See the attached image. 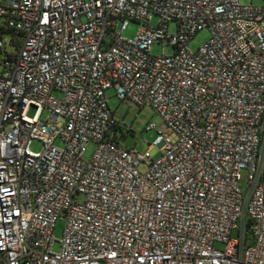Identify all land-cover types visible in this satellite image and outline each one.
Returning <instances> with one entry per match:
<instances>
[{"label":"built area","instance_id":"obj_1","mask_svg":"<svg viewBox=\"0 0 264 264\" xmlns=\"http://www.w3.org/2000/svg\"><path fill=\"white\" fill-rule=\"evenodd\" d=\"M0 69V264H264V7L0 0ZM111 90L161 117L145 153Z\"/></svg>","mask_w":264,"mask_h":264},{"label":"rangeland","instance_id":"obj_2","mask_svg":"<svg viewBox=\"0 0 264 264\" xmlns=\"http://www.w3.org/2000/svg\"><path fill=\"white\" fill-rule=\"evenodd\" d=\"M243 5H251L258 7H264V0H241ZM159 23V17L154 15L151 21L152 27H157ZM141 29V25L138 22H131L127 28V30L123 33L124 38L126 39H135L138 32ZM169 32L171 34L176 33V25L171 24L169 26ZM210 38V33L207 30L199 32L192 42L189 45V48L193 51H197L198 48L203 46ZM9 38L7 37V43L9 42ZM174 48L170 45H163L162 43H155L152 46V54L156 56L162 55H173ZM1 73V69H0ZM107 96L109 98V107L114 112L115 118L117 121L125 124V126L131 130L124 140L123 144L125 146L135 148L140 153H145L149 150L150 146L155 142L158 134L156 131L147 130L148 125L151 122L160 124L162 122L161 117L156 114V112L149 106L139 107L137 105H131L127 102H122L118 99L115 90H111L107 92ZM172 140H176L175 136H172ZM58 146H61V142L58 141L56 143ZM31 149L33 151H41L42 144L40 142L34 141L31 144ZM95 151V146L93 144L88 146L87 153L85 155L86 159H90L92 154ZM160 153H156L154 159H158L160 157ZM149 165L147 163H143L140 166V170L142 172L147 171ZM242 188H246V173L243 172V179L241 181ZM64 230V223L59 221L56 225L55 237L58 241L62 238ZM60 245L58 243L55 244L54 250L58 251Z\"/></svg>","mask_w":264,"mask_h":264},{"label":"trees","instance_id":"obj_3","mask_svg":"<svg viewBox=\"0 0 264 264\" xmlns=\"http://www.w3.org/2000/svg\"><path fill=\"white\" fill-rule=\"evenodd\" d=\"M3 34H10L9 32H6V31H4L3 32ZM17 41V43L19 42L18 40H16ZM14 42V41H13Z\"/></svg>","mask_w":264,"mask_h":264}]
</instances>
